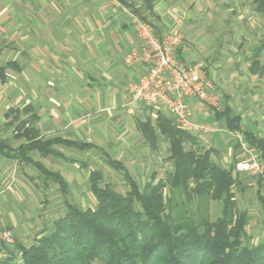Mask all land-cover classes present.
I'll return each mask as SVG.
<instances>
[{
    "label": "crops",
    "instance_id": "1",
    "mask_svg": "<svg viewBox=\"0 0 264 264\" xmlns=\"http://www.w3.org/2000/svg\"><path fill=\"white\" fill-rule=\"evenodd\" d=\"M250 3L251 0H0V141L9 146L0 152V228L10 230L15 243L31 246L52 230L56 219L65 215L66 203H71L68 195L78 192L80 172L86 176L91 203L96 204L88 186L90 171L97 170L89 167L90 153L98 154L104 164L107 159L122 163L130 176L123 161H129L141 177L167 161L169 154L162 150L164 137L156 132L153 148L138 123L150 121L154 126L158 114L172 120L170 115L139 102L133 112L124 107L127 85L146 70L144 65L124 62V56L138 46L128 12L146 18L160 37L170 32L179 34L183 43L178 48V58L183 64L199 61L207 68L222 56L218 73L229 72L232 81L258 82L260 73L251 68L255 49L263 56L257 59L258 63L264 65V43L258 42L264 34V22H259L260 15L251 10ZM223 8H227L233 23L226 32L223 24L228 22L222 20L226 15ZM261 19L264 21V16ZM243 23L251 27L249 34L241 29ZM242 39L250 42L247 61L240 45L235 47ZM242 60L247 63L244 70L238 68ZM254 86L243 90L241 96H249L250 90L254 97L259 93L264 96V84ZM239 88H231L232 93ZM185 101L191 107L195 104L194 99ZM254 103L258 107L247 106L245 113L228 106L234 116L240 117L242 132L264 139V102L260 104L262 108L259 102ZM24 108L29 111L24 112ZM10 111L21 112V119L35 115L36 119L26 123V127H35L38 139L60 138L90 146L80 150L54 145V155L45 157L37 151L30 153L34 163L63 178L66 195L59 184L40 175L33 164L14 158L13 150L26 141L16 139ZM246 112L254 120L244 129ZM191 119L222 126L221 132L202 133L196 128L186 132L198 139L200 148L215 151L212 160L217 165L231 169L236 179L232 188L234 200L239 210L248 213L245 229L250 244L264 242V179L242 174L235 168L244 156L240 147V141H244L242 132L227 130L215 114L202 116L193 111ZM247 147L255 150L248 144ZM170 166L164 171L166 175L173 171L172 163ZM114 172L123 179L121 173ZM155 174L151 172L144 183L136 179L137 175L132 177L141 188ZM36 177H42V183ZM250 207H258L260 212L254 214Z\"/></svg>",
    "mask_w": 264,
    "mask_h": 264
},
{
    "label": "trees",
    "instance_id": "2",
    "mask_svg": "<svg viewBox=\"0 0 264 264\" xmlns=\"http://www.w3.org/2000/svg\"><path fill=\"white\" fill-rule=\"evenodd\" d=\"M251 9L263 17L264 0H251ZM260 56V50L255 49L251 70L264 74V65L257 61ZM9 114L13 115L10 124L15 126L16 139L26 141L13 150L14 158L33 164L40 175L67 193L63 178L34 163L30 153L37 151L45 157L54 155V145L80 150L90 146L60 138L38 139V130L26 127L35 115L21 119L19 111ZM215 117L223 120L227 130L242 132L240 117L232 114L227 97ZM138 127L153 148L156 132L164 137L173 165L171 173L139 188L122 163L104 160L122 174L127 192H117L104 182L101 171L91 170L88 186L96 198L95 206L66 203L65 215L53 222L49 233L29 247L15 243L0 264H264V242L250 244L245 229L248 213L238 209L232 192L236 179L231 169L212 160L215 151L200 148L197 138L178 129L164 114H158L154 126L147 121ZM242 134L264 162V139L246 131ZM8 149L0 141V152ZM211 202L220 206L215 218L211 217Z\"/></svg>",
    "mask_w": 264,
    "mask_h": 264
},
{
    "label": "built area",
    "instance_id": "3",
    "mask_svg": "<svg viewBox=\"0 0 264 264\" xmlns=\"http://www.w3.org/2000/svg\"><path fill=\"white\" fill-rule=\"evenodd\" d=\"M128 21L138 39V46L124 56L127 65L141 64L146 70L137 81L127 85L124 107L133 112L139 102L146 108L167 112L174 125L183 131L197 129L202 133L215 130L207 123H196L192 112L209 116L222 111L223 99L208 79L203 62L183 64L178 58V48L183 40L176 32L158 36L152 25L140 15L128 12ZM185 99H194L191 107ZM243 158L235 165L238 172L250 176L264 175V162L260 153L250 151L241 140ZM15 240L12 232L0 228V260L7 258ZM18 257L21 253L17 254Z\"/></svg>",
    "mask_w": 264,
    "mask_h": 264
},
{
    "label": "rangeland",
    "instance_id": "4",
    "mask_svg": "<svg viewBox=\"0 0 264 264\" xmlns=\"http://www.w3.org/2000/svg\"><path fill=\"white\" fill-rule=\"evenodd\" d=\"M249 7L251 8V3L249 5ZM222 10H223L224 14H226V15H223L222 20L223 21L226 20L225 22H228V23L223 24V31L226 32V29H228L227 27L233 25V23H232V20L230 21V16L228 15L229 12L227 13V8H223ZM245 10H247V7L245 8ZM259 18H260L259 19V22L262 24V22H264V21L261 19L262 18L261 16ZM240 27H241V29H243V31H246L247 34L250 33V30H251V27L250 26H247L245 23H243V25L241 24ZM261 32H262V29H261ZM260 41H262L264 43V34H262V33H261V36L259 37V41L258 42L260 43ZM249 43L250 42H249L248 39H242V40H238L236 42V45H235V47L237 45H240L239 50L243 52V57H244L245 60L251 54V49L248 48L250 46ZM251 45H253V44H251ZM221 57L222 56H220V58H218V59H215V63H213L212 66H208L207 67V73L210 75V76L208 75L209 81L211 82L213 88L217 92H219L221 94L222 99L225 98V97H228V105L230 107H232V109L234 111H240V112L242 111V113H243L246 109H248L247 106L252 107L253 104H256L255 106H257V103H254V102H259L258 105H259V107L262 108L263 105L260 106V104H263V102H264V96L261 95V93H259L258 96H255V97H258L256 101L254 100L255 97H254V94H253V91L252 90H250V93L252 95L251 94L250 95L248 94L249 96L242 97L241 94H243V90L249 88V86H254V85L256 86V84H258V83L261 84V85H263L264 84V74L263 73H260V76L258 78L260 81H258V82H252L250 79L249 80L243 79L242 82H240L239 80H233L232 81L231 80V76H229V74H230L229 72H227L225 74L223 72L222 73H218L217 72L218 71V66L217 65L220 62V60L223 58V57L222 58ZM262 57L263 56H261V58ZM246 61L243 62V60H242L241 62H243V64H241L238 68H241L242 70H244L243 68H246L247 67ZM210 67H211V69H210ZM226 67H228V65L224 66V68H226ZM213 74L217 78L215 77V79H214L213 78ZM219 76H221L220 77L221 79L219 78ZM236 86H239L241 89L239 88L236 91V93H232L233 92L232 89L235 88ZM242 87H244V88L242 89ZM256 88H257V86H256ZM255 93L258 94L257 91ZM248 98H249V101L247 102V99ZM247 114L249 115V117H247ZM250 116H251L250 113L246 112V114H245V120H244V122H245L244 123V129L248 128V126H250V124L252 123V120H254L253 117L251 119ZM213 123H215V122H213ZM213 123H209V125L215 131L217 130L216 132H221L223 130L222 126H220L218 124H213ZM165 143L166 144H164L162 150H165V152H163V153L166 155V154H169V151H168V143L167 142H165ZM188 147L189 146H187L186 148L188 149ZM89 158H90V160H89L90 161V163H89L90 166L89 167L94 168V169H97V170H101V172L104 175V182L105 183L110 184L111 186H113L114 189L117 192L121 193V194H125L127 192L126 184H125L124 180L122 179L121 175L118 174V173H116V172H114V171H112L108 166H106L103 163L102 159L99 157L98 154L97 155H92L90 153V157ZM242 158H243V156L240 157L239 161ZM123 162L125 163L127 169L131 173V175L135 177L137 175L138 171H136L132 167V164L129 161H123ZM163 164H164V166H163ZM163 164L158 163L157 166H154L152 169H150V171H147L146 173L148 174V177L145 176V174H146L145 173V174H143L144 177L143 176L141 177L140 175H137L136 176V179L138 181H140V183H144L149 178V175H150L151 172H155L157 174V175L155 174V176H153L152 178H150L151 180H154L156 182L159 178L164 179L166 177V173H167V171L166 172H164V171L167 169V167L170 170V168H171V166H170L171 162L169 161V159H167V161L163 162ZM254 177H257L258 178V176H254ZM32 178H33V180H35L34 177H32ZM41 178L42 177H40V178L39 177H36V179H37V181L39 183H42V179ZM33 180H31V181H33ZM77 182H78V188H76V189L78 190V192H74L73 191V195H71V196L68 195V199L67 200H69V202H71L73 204H76V205L80 206L81 208H93L95 206V204L91 203L92 202L90 200V197L91 196H90V193L87 191L86 176H83V173L82 172H80V174L78 176V179H77ZM73 190H74V187H73ZM87 199L89 200V204H86L87 203ZM246 206H248V205H246ZM251 206H253V205H251ZM210 208H211V217L212 218H215L217 215H219V211H220L219 210L220 209L219 204H215L214 202H211L210 203ZM250 210H252L254 214H258V212H260V211H258V207L256 209H255V207H252V208L250 207ZM95 264H99V263H95Z\"/></svg>",
    "mask_w": 264,
    "mask_h": 264
}]
</instances>
